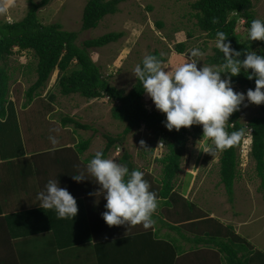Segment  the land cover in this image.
I'll list each match as a JSON object with an SVG mask.
<instances>
[{"label":"rangeland","instance_id":"obj_1","mask_svg":"<svg viewBox=\"0 0 264 264\" xmlns=\"http://www.w3.org/2000/svg\"><path fill=\"white\" fill-rule=\"evenodd\" d=\"M87 1L51 0L38 10V16L43 24L58 22L63 29L78 31V43L107 32H121L122 36L116 41L91 49L90 56L100 66L109 84L122 89L125 93L129 92L135 83V67L154 50L159 51L166 58L162 66L169 69L185 63L194 48H199L203 53L198 58L201 60L198 67H202L203 63L206 65L205 58L213 53L215 41L208 39L195 25L196 20L191 8L194 0H122L118 4V11L115 14L106 15L96 28L81 30L82 11ZM252 1L256 16L263 19L264 0ZM27 10L26 0H0V22L19 21L25 16ZM159 22L163 23L162 26H159ZM243 22L244 19L238 18L236 25V33L241 40L248 35ZM180 42H183L185 46L183 53H178L175 48ZM31 54V52L22 51L19 54L14 53L9 58L10 65L14 68L19 67V71L14 72L16 83L12 84L14 88L11 92L13 95L11 99H15L17 106L27 102L25 91L36 77V60ZM74 66L75 63L71 65V68ZM57 78L58 72L54 71L45 91L42 92L41 97L44 101L40 103L38 98L36 104H32L33 107L25 106L26 108L16 117L19 119L20 126L23 124L20 119H29V123L26 122L25 126L28 127L27 132L33 136L35 143L48 142L49 136H58V130L53 129L54 124L45 120L43 116L47 108L49 114L53 112L58 120L61 116L70 115L93 128L78 130L83 139L92 138L90 153L100 151L105 146L104 134L113 136L123 134L125 123L112 116L111 110L114 103L107 97L86 99L79 94L63 95L57 84ZM234 90L244 92L238 86H234ZM50 95H54L53 99H50ZM143 102L148 110L154 109L155 105L146 93L143 96ZM244 103L247 107L244 104L241 105L240 120L246 123L251 117L259 114L260 105L249 104L247 100ZM25 126L23 125L24 133H26ZM43 135L46 138H41ZM66 135V132L62 133V137ZM202 135L201 132L197 137L190 135L187 137L181 171L175 181L176 192L184 193L185 199L199 204L207 211V214L219 219L223 224L230 223V219H240L235 227L238 230L246 221L249 224L251 220H260L254 224L250 232L253 244L260 249L263 247L264 240V229L261 228L264 224V182L256 173L255 164L248 153L249 148L240 149L239 147V175L236 177L234 192L230 198L219 178L220 151L205 152L214 148V143ZM11 138L16 139V136L12 134ZM158 139L154 140V133L141 126L127 134L122 145H119L120 148L111 150L106 158L119 162L122 148H124L130 153L131 160L140 168V171L147 173L145 178L149 177L150 185L156 184L155 180L161 177V164L156 160L157 158L153 157V154L143 156V152L148 153L152 147L155 150ZM159 140L163 143L161 150L164 153V141L162 138ZM142 141L143 144H141ZM240 152L244 157L243 160ZM77 221L78 219L74 218L70 219L69 223L72 225ZM247 223L244 226L250 228L251 225ZM229 228L233 231L231 227ZM183 231L184 227L176 229L178 234ZM214 238L216 242L224 239L217 235H214ZM233 241L230 239V243L233 244Z\"/></svg>","mask_w":264,"mask_h":264},{"label":"trees","instance_id":"obj_2","mask_svg":"<svg viewBox=\"0 0 264 264\" xmlns=\"http://www.w3.org/2000/svg\"><path fill=\"white\" fill-rule=\"evenodd\" d=\"M26 1L28 2V10L21 20L0 22V134L7 131L6 133H10V136L12 134L16 136V139H11L8 136V146L10 147L11 144L14 146L16 143L21 149L22 145L14 102L10 99L11 91L14 88L12 84L16 83L14 72H18L19 67L14 68L10 65L9 58L14 53L19 54L26 50L31 52L32 57L36 60V77L25 91L27 102L22 104L23 107L31 104L34 99L38 100L55 70L59 71L57 84L63 95L79 94L86 99L107 97L114 103L111 110L112 116L125 123V127L122 135H103L106 139L105 146L101 150L104 156L108 155L112 147L121 146L127 134L144 126L154 133V140L162 138L165 146V152L160 157H156L157 159L155 158L161 164V177L156 181L157 184L152 187L158 188L157 195L167 201L163 202L162 205L171 206L167 199L169 196L182 198L176 192L175 181L179 171H181L187 137L189 135L197 137L202 129L193 125L189 128H181L179 131L175 129L169 131L162 123L166 119L165 114L156 108L152 111L146 108L143 102L145 92H143L142 84L137 78L132 89L127 93L109 84L108 79L101 72L100 66L91 58L90 51L116 41L122 36L121 32H108L78 43V31L63 29L58 22L43 24L40 20L38 10L51 0ZM121 2L122 0H88L83 7L80 29L96 28L106 15L115 14L118 11V4ZM191 8L197 29L204 33L208 39L215 41L216 32L223 31L227 34L231 47L242 52L240 59L244 58L245 51H256L258 55H264V41H251L248 35L241 40L236 33L238 18L244 19L243 25L247 29V33L251 21L258 18L252 0H194ZM158 24L162 26L163 23L159 22ZM175 48L178 53H183L184 43H177ZM149 54L156 55L162 62L166 61V58L157 50ZM222 62L223 53L214 46L213 53L205 58V63L206 65H219ZM73 63L75 66L71 68ZM246 75L247 73L242 72L239 76L232 77L233 86L242 88L245 93L249 88H255V79L249 80ZM223 76L224 74H222V78ZM53 97L54 95H50V99ZM39 100L40 103L44 101L43 98H39ZM240 114L241 107L239 111L231 115L226 124V129L228 132L244 130L245 135L246 128H251L252 142L249 156L255 164L258 177L264 182V104L260 105L259 114L251 117L246 123L241 122ZM59 121L61 125L73 124L76 131L92 128L89 124L82 123L70 115L61 116ZM244 135L232 147L226 150H218L220 151L218 159L219 178L230 198L234 192L236 177L239 175L238 148ZM80 138L77 146L78 152L81 153L88 147L91 137ZM0 145H2L1 141ZM1 150H5V147H1ZM16 150L17 148L13 149V151ZM153 153L152 147L148 153L143 152V156H150ZM10 154L15 153L10 152ZM120 161L130 170L138 169L134 167L131 155L126 150L122 153ZM183 202L185 203L184 208L188 209L186 213H195L197 205L194 202L184 198ZM216 222L220 224L219 221ZM228 235L234 238V231L230 229L224 234L217 233V236L226 240L223 239L215 244L225 252L227 264H253L254 255L248 254L254 248L253 245L242 237L238 240L239 244H232ZM193 240L200 242L206 239L197 236ZM240 252H243L241 257L239 256ZM256 252L264 257L263 252Z\"/></svg>","mask_w":264,"mask_h":264},{"label":"crops","instance_id":"obj_3","mask_svg":"<svg viewBox=\"0 0 264 264\" xmlns=\"http://www.w3.org/2000/svg\"><path fill=\"white\" fill-rule=\"evenodd\" d=\"M12 101L17 116L26 107L22 104L17 106L15 99ZM36 102L34 99L28 106ZM43 116L54 124L53 129L58 130L55 146L50 141L34 142L25 126L26 122L29 123L28 118L20 119L22 126L17 119L22 150L16 143L8 146L10 133L0 134V264H227L225 252L215 245L214 235L224 234L230 230L229 227L233 228L234 238L231 235L228 238L235 244H239L240 237L251 243L254 248L248 254L257 257H253L252 263L264 264V257L256 252L264 254V240L263 247L258 249L250 234L254 224L260 220L249 221L250 228L244 226L246 221L238 230L235 227L240 219H230V223L223 224L197 203L195 213H186L184 193L178 192L182 198L167 197L171 206L162 205L167 201L158 196L154 223L148 229L142 225L129 229L127 225L109 227L101 215L106 201L90 195L99 186L89 179L78 183L71 177L84 171L97 152L90 153L92 138L80 153L77 144L82 134L79 129L78 132L74 130L73 124L61 125L53 112L49 114L48 108ZM63 132L67 133L65 137H62ZM41 138L46 137L43 135ZM116 148L120 146L111 150ZM124 151L122 148V153ZM10 152L15 154L9 155ZM118 161L122 163L120 158ZM49 179H58L60 186L66 187L76 199L78 213L74 218L78 221L72 225L70 219H58L55 211H44L38 206L36 195ZM144 179L148 181L149 177L144 176ZM156 184H152L150 190L156 192L158 188L152 187ZM179 227H184V231L178 234L176 229ZM261 228L264 229V224ZM197 236L208 238L196 242L193 239ZM242 254L240 252L239 256Z\"/></svg>","mask_w":264,"mask_h":264},{"label":"clouds","instance_id":"obj_4","mask_svg":"<svg viewBox=\"0 0 264 264\" xmlns=\"http://www.w3.org/2000/svg\"><path fill=\"white\" fill-rule=\"evenodd\" d=\"M248 36L251 41H264V19L251 21ZM215 46L223 53V62L219 65L203 63L198 67L201 61L198 58L203 53L194 48L190 58L179 66L165 68L161 59L149 54L134 69V76L141 82L143 92L153 101L154 108L165 114L164 126L169 131H179L197 125L202 129V137L214 143V148L205 151L210 153L232 147L244 135V130L228 132L226 124L242 104L247 107L245 100L249 104H264V55L245 51L244 58L240 59L242 52L231 47L223 31L216 32ZM242 72L247 73L249 80L255 79V88H249L246 93L235 91L233 86L232 77ZM248 128L239 147L245 148L246 144L250 153L252 140ZM49 140L53 146L58 143L55 136H49ZM155 150L154 158L159 151L157 145ZM144 176L145 173L139 169L130 170L117 160L105 158L102 151L95 153L84 171L71 175L78 183L89 179L99 186L90 195L106 201L101 215L109 227L127 225L128 229L135 225L148 229L154 223L153 215L158 209L159 198L155 191L150 190L151 185ZM36 199L41 209L55 211L58 219L73 220L78 213L76 199L66 187L60 186L58 179H49Z\"/></svg>","mask_w":264,"mask_h":264},{"label":"built area","instance_id":"obj_5","mask_svg":"<svg viewBox=\"0 0 264 264\" xmlns=\"http://www.w3.org/2000/svg\"><path fill=\"white\" fill-rule=\"evenodd\" d=\"M248 131L251 132V128H248ZM162 146H163V143L160 142V140H159L157 142V149H159V151L155 154L157 157H160L162 155V150H161ZM244 146L246 147V144H244ZM241 157H243L242 154H241Z\"/></svg>","mask_w":264,"mask_h":264}]
</instances>
